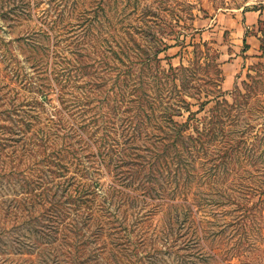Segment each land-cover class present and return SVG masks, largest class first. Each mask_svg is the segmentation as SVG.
Returning <instances> with one entry per match:
<instances>
[{"label": "rangeland", "instance_id": "1", "mask_svg": "<svg viewBox=\"0 0 264 264\" xmlns=\"http://www.w3.org/2000/svg\"><path fill=\"white\" fill-rule=\"evenodd\" d=\"M0 264H264V0H0Z\"/></svg>", "mask_w": 264, "mask_h": 264}, {"label": "crops", "instance_id": "2", "mask_svg": "<svg viewBox=\"0 0 264 264\" xmlns=\"http://www.w3.org/2000/svg\"><path fill=\"white\" fill-rule=\"evenodd\" d=\"M251 14V13H250ZM248 19V16L246 17Z\"/></svg>", "mask_w": 264, "mask_h": 264}]
</instances>
